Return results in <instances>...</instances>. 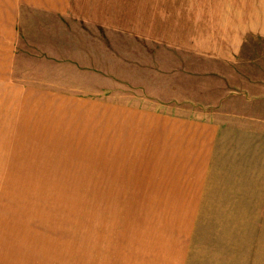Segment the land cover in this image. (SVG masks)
I'll list each match as a JSON object with an SVG mask.
<instances>
[{"label": "crops", "instance_id": "crops-1", "mask_svg": "<svg viewBox=\"0 0 264 264\" xmlns=\"http://www.w3.org/2000/svg\"><path fill=\"white\" fill-rule=\"evenodd\" d=\"M154 16L153 0H0V150L49 137L51 151L102 152V164L89 165L102 173V255L0 250V264H190L203 206L216 199L209 189L226 155L230 111L240 109L248 134L264 135V80L257 88L248 81L217 86L225 98L203 99L220 107L194 116L143 109L122 93L102 97V87L139 86V71L154 70V43L144 44L154 38ZM200 88L190 93L200 96ZM243 167L251 172L250 161ZM253 167L264 172L260 163ZM226 182L231 214L235 190ZM250 197L258 204L239 196L237 213L256 217H230L227 235L256 229L252 239L264 256V192ZM226 237L212 264L248 263Z\"/></svg>", "mask_w": 264, "mask_h": 264}, {"label": "rangeland", "instance_id": "rangeland-1", "mask_svg": "<svg viewBox=\"0 0 264 264\" xmlns=\"http://www.w3.org/2000/svg\"><path fill=\"white\" fill-rule=\"evenodd\" d=\"M153 2L154 38L144 39V44L154 43L157 62L154 70L139 71L138 74H145L143 79H138L142 82L139 86L113 87L111 84L102 87V97L115 100L117 93H122L134 96L143 109H164L194 116L219 106L203 99L213 98L214 94V99L225 98L220 97L222 88L217 90V86L233 88L236 84L244 86L248 81L257 88L259 82L263 83L264 0ZM198 66L201 70L207 67V70L201 73ZM220 66L235 70L224 71ZM110 69L113 71L114 66ZM102 73L107 82L114 79L110 73ZM162 78L167 83H162ZM207 84L210 87H206ZM191 86L201 87L200 96L190 93L196 90ZM233 94L227 90L225 96ZM242 117L240 109L230 111L229 122L233 124L228 123L226 155L220 158L219 175L214 176L209 189L216 199H211L209 208L207 203L203 206V211L208 210L201 216L190 264H212V250L225 248L226 236L230 238L227 243L244 249L240 255L241 258L245 256L244 261L248 262L245 264H264L257 258L264 256L258 250L257 241L252 239L256 229L240 227L239 231L227 235V223L233 221L230 217H256L238 214L243 209L236 198L241 196L242 202L246 196L250 199L245 198L243 203L253 201L256 204L250 196L258 190L264 192V172L259 173L258 168L253 167L260 163L264 168V135L248 134ZM48 139L42 137L41 143L5 144L4 147L11 150H0V250H19L31 256L102 255V173L91 167L102 164V152L51 151ZM249 161L252 168L247 174L243 165ZM66 163H71V167L64 169L61 165ZM243 178L252 184L238 183ZM64 179L75 182H61ZM226 180L228 188L235 190L231 214L228 213L230 201L224 199L231 196L225 192ZM260 216L264 218V214ZM239 238L244 245L238 243ZM3 240L11 246L3 247ZM215 258H221L220 251L215 253Z\"/></svg>", "mask_w": 264, "mask_h": 264}]
</instances>
